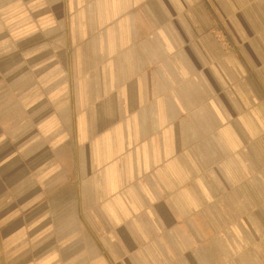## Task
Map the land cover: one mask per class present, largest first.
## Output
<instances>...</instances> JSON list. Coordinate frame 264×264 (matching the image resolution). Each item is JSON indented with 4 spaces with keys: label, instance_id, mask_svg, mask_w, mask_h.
<instances>
[{
    "label": "crops",
    "instance_id": "1",
    "mask_svg": "<svg viewBox=\"0 0 264 264\" xmlns=\"http://www.w3.org/2000/svg\"><path fill=\"white\" fill-rule=\"evenodd\" d=\"M0 264H264V0H0Z\"/></svg>",
    "mask_w": 264,
    "mask_h": 264
}]
</instances>
